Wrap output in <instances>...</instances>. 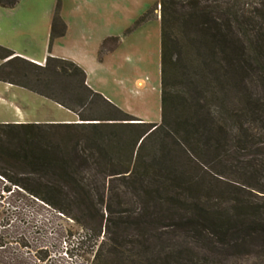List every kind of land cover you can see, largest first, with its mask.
I'll return each mask as SVG.
<instances>
[{
    "label": "trees",
    "instance_id": "trees-1",
    "mask_svg": "<svg viewBox=\"0 0 264 264\" xmlns=\"http://www.w3.org/2000/svg\"><path fill=\"white\" fill-rule=\"evenodd\" d=\"M19 1L0 0V7L14 8ZM154 10L160 23L159 123L122 110L87 84L80 65L52 55L55 39L67 30L61 0L43 64L0 44V81L77 116L75 122H0V212H6L5 202L17 210L25 196L78 222L69 212L77 209L86 217L79 221L84 232L76 244L94 241L91 264L179 263L182 251L147 259L155 248L148 242L161 235L153 228L166 214H183L176 227L200 229L225 251L264 254V205L246 196L223 208L202 203L214 190L197 175L198 159L221 165L229 148L257 151L250 165L258 156L264 162V0H158ZM152 16L148 11L139 22ZM119 41L105 38L99 52L113 51ZM117 182L138 196L141 207L121 222L133 235H120L104 255L112 239L106 233L101 239L102 228L110 220L97 202L119 194ZM126 243L138 244V252L127 254ZM48 256L46 251L42 260Z\"/></svg>",
    "mask_w": 264,
    "mask_h": 264
},
{
    "label": "rangeland",
    "instance_id": "rangeland-1",
    "mask_svg": "<svg viewBox=\"0 0 264 264\" xmlns=\"http://www.w3.org/2000/svg\"><path fill=\"white\" fill-rule=\"evenodd\" d=\"M56 1L20 0L14 8H0V44L42 58L48 47ZM157 1L61 0V14L68 31L56 42L53 52L76 57L90 65L95 60L91 51L103 36L119 37L118 48L106 57L107 68L92 66L93 83L122 110L143 121L159 123L160 23L159 10H154ZM152 10L153 16L140 23L141 17ZM104 54L99 52V60ZM75 121L76 114L56 102L21 86L0 81V122ZM229 149L230 156L221 158V165L212 159H198L201 164L198 177L211 184L214 190L208 199H202V203L208 201L209 206L223 208L233 204L236 198L246 196L254 203L264 205V162L260 163L262 160L258 156L251 161L252 165L247 163L257 152L252 149L242 153ZM106 183L108 180L105 179ZM115 186L120 190L119 194L107 195L104 202H97L99 212L102 211L105 217L109 213L110 220L108 228L105 223L102 228L101 239L104 233L106 238L112 239L110 244L106 243L104 255L120 235H133L134 230L122 228L121 222L134 216L141 207L138 196L122 183L117 182ZM17 205L19 208L15 210L5 202L6 212H0V264L92 263L94 252L89 251L93 249L94 241L88 238L84 243L76 244L84 232L79 221L84 220L85 214L70 208L69 212L79 218L77 222L28 196L17 200ZM180 218L184 215L166 214L159 226L153 228L161 235L148 242L155 248H149L147 259H152L155 253L182 251L183 256L177 264H264L262 253L247 249L225 251L217 238L200 229L187 231L176 227L175 222ZM94 222L98 223V220ZM129 244L124 246L127 254L138 252V244L136 247ZM67 248L69 251L65 254ZM46 251L49 256L43 261Z\"/></svg>",
    "mask_w": 264,
    "mask_h": 264
},
{
    "label": "crops",
    "instance_id": "crops-1",
    "mask_svg": "<svg viewBox=\"0 0 264 264\" xmlns=\"http://www.w3.org/2000/svg\"><path fill=\"white\" fill-rule=\"evenodd\" d=\"M17 6V5H16ZM15 6V7H16ZM0 8H2V7H0ZM54 11V10H53ZM53 11H52V13H53ZM62 13V12H61ZM62 15V14H61ZM52 16V15H51ZM63 17V16H62ZM51 23V22H50ZM67 24V23H66ZM50 31V30H49ZM67 31H68V26H67V30H66V33H65V35L64 36H62V37H59V38H57V39H55V41H54V43H53V47L56 45V42L60 39V38H63V37H65L66 36V34H67ZM110 36H113V35H106V36H103L98 42H97V45H96V47H95V49L94 50H92L91 52H92V54L95 56L94 58H95V60L94 61H92L91 63H90V65H89V63L88 64H86L85 62H83V61H81V60H79L78 58H76V57H72V56H63V55H58V54H55L54 52H53V47H52V55L53 56H56V57H61V58H66V57H69V58H67V59H71V60H73L74 62H76L78 65H80L84 70H85V72H86V74H87V84L91 87V88H93L94 90H96V91H99V89H98V87H96L95 85H94V83H93V80H92V78H91V76H92V66L93 65H96V66H98L99 68H107V63H106V61H107V59H106V57H108V56H110V55H113L114 54V52L116 51V49L118 48V46L113 50V51H110V52H106L104 55H103V58L101 59V60H99V51H100V48H101V44H102V42H103V40L105 39V38H107V37H110ZM15 51V50H14ZM17 54H19V55H21V56H23V57H25V58H27V59H29V60H31V61H33V62H36V63H39V64H43V62L45 61V59H46V57H47V55H48V50L42 55V58L39 56V57H35V56H33V55H31V54H28V53H20V52H18V51H15ZM106 63V64H105ZM8 84V83H7ZM11 85V84H10ZM99 92H101L106 98H108L109 100H111L112 101V99L105 93V92H103V91H99Z\"/></svg>",
    "mask_w": 264,
    "mask_h": 264
}]
</instances>
